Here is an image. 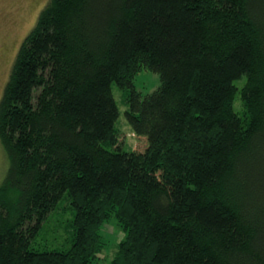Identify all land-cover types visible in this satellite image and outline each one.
Returning a JSON list of instances; mask_svg holds the SVG:
<instances>
[{"label":"trees","instance_id":"1","mask_svg":"<svg viewBox=\"0 0 264 264\" xmlns=\"http://www.w3.org/2000/svg\"><path fill=\"white\" fill-rule=\"evenodd\" d=\"M112 85L143 151L121 147ZM0 145V264L104 261L111 219L109 264H264V0H48Z\"/></svg>","mask_w":264,"mask_h":264},{"label":"rangeland","instance_id":"2","mask_svg":"<svg viewBox=\"0 0 264 264\" xmlns=\"http://www.w3.org/2000/svg\"><path fill=\"white\" fill-rule=\"evenodd\" d=\"M48 0H0V97L4 85L10 74V70L24 37L33 27L37 15ZM160 85L159 75L151 70H141L133 80V87L145 95L151 93ZM112 92L116 99L120 114L116 120L115 127L118 130L121 147L127 151H143L146 148V138L135 135L127 123L123 111L122 91L112 85ZM8 167L7 158L0 145V184ZM105 226L106 249L102 251L101 259L104 261L96 264H109L113 255L114 244L122 238L121 231L115 226L114 220Z\"/></svg>","mask_w":264,"mask_h":264}]
</instances>
